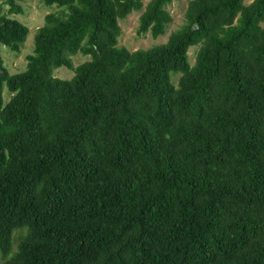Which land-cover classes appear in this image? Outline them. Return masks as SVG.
<instances>
[{
    "label": "trees",
    "instance_id": "trees-1",
    "mask_svg": "<svg viewBox=\"0 0 264 264\" xmlns=\"http://www.w3.org/2000/svg\"><path fill=\"white\" fill-rule=\"evenodd\" d=\"M175 1L43 0L27 69L0 54L1 264H264V0H190L167 43L119 45L133 12L164 36Z\"/></svg>",
    "mask_w": 264,
    "mask_h": 264
},
{
    "label": "rangeland",
    "instance_id": "rangeland-1",
    "mask_svg": "<svg viewBox=\"0 0 264 264\" xmlns=\"http://www.w3.org/2000/svg\"><path fill=\"white\" fill-rule=\"evenodd\" d=\"M142 1L146 6L151 0ZM189 1L190 0H177L168 7V10L172 14L173 22L169 26L167 33L157 39L153 38L150 33L145 36L138 35L137 31L139 27V18L142 14L141 12H133L126 19L120 20L119 24L122 29V35L119 39V45L126 47L128 50L133 52L141 49H150L155 46L167 43L170 34L180 29L184 25L185 12ZM252 2L253 0H245V5H249ZM1 5H3L2 0H0V6ZM19 5L22 8V13L17 15L9 14V16L13 19H17L29 28L30 32L27 37V40L24 43L20 53H14L10 51V49L6 46L0 44V54L4 60L6 68H8L11 74H18L24 72L27 69V57L30 54H33L35 46V37L38 32V29L44 26L46 15L58 11V8L56 6H46L43 0H23L22 2H19ZM8 11L9 7L4 5L3 12L8 14ZM262 25L264 26V23ZM199 49L200 45L190 48L189 60L191 65L195 64ZM72 59L74 65L79 66L84 62L91 60L92 57L78 54L76 56H73ZM54 75L62 80H71L74 77V72L67 69L66 67H61L54 71ZM181 76L182 75L180 73L172 74V80L176 86H178V82ZM11 96L12 95H10L7 90H5L6 102L10 100ZM17 246L18 242L14 239L13 250L7 259H4L2 253L0 252V264L12 258L17 249Z\"/></svg>",
    "mask_w": 264,
    "mask_h": 264
},
{
    "label": "crops",
    "instance_id": "crops-1",
    "mask_svg": "<svg viewBox=\"0 0 264 264\" xmlns=\"http://www.w3.org/2000/svg\"><path fill=\"white\" fill-rule=\"evenodd\" d=\"M254 1V0H253Z\"/></svg>",
    "mask_w": 264,
    "mask_h": 264
}]
</instances>
